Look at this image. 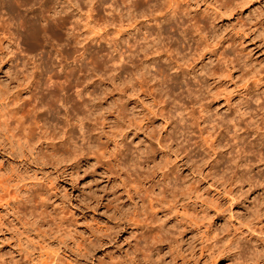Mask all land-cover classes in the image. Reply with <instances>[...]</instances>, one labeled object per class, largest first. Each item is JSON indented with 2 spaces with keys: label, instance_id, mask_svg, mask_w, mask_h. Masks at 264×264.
I'll use <instances>...</instances> for the list:
<instances>
[{
  "label": "rangeland",
  "instance_id": "rangeland-1",
  "mask_svg": "<svg viewBox=\"0 0 264 264\" xmlns=\"http://www.w3.org/2000/svg\"><path fill=\"white\" fill-rule=\"evenodd\" d=\"M178 1L184 21L201 33L189 31L194 40L189 48L182 40L171 45L172 53L184 59L166 67L167 75H177L176 83L164 87L167 95L152 80L139 90L135 76L96 75L91 36L68 45L64 30L60 36L47 31L52 41L38 42L30 10L42 0L24 4L11 18L30 26L21 46L7 43L0 29V264H264V160L261 164L249 150L238 165L235 152L228 153L232 128L244 129L236 116L264 108V0ZM78 3L71 18L83 24L90 4ZM64 4L50 1L43 16L56 15ZM3 9L0 23L9 21ZM148 24L154 27L153 21ZM20 52L34 66L50 59L44 80L53 84L72 82L80 62H86L79 79L86 92L72 97L81 128L58 107L50 116L45 109L54 103L39 108L38 116L29 104L16 113L27 116L34 132L44 130L53 138L57 153L71 151L60 137L71 130L81 144L70 161L52 158L49 142L18 155L2 141L7 108L29 94L19 89L14 98L3 99L17 82ZM55 56L65 72H58ZM254 137L247 130L242 141ZM15 172L21 179L8 183ZM231 196L236 197L232 202ZM204 213L209 219L202 225L196 220ZM229 247L237 252L219 254Z\"/></svg>",
  "mask_w": 264,
  "mask_h": 264
},
{
  "label": "bare ground",
  "instance_id": "bare-ground-1",
  "mask_svg": "<svg viewBox=\"0 0 264 264\" xmlns=\"http://www.w3.org/2000/svg\"><path fill=\"white\" fill-rule=\"evenodd\" d=\"M30 1L34 0H0V7L4 8L6 13L9 12L8 20L10 22L7 20V22H5V20L2 19L4 22L0 23V29H4L5 34L7 35V43L10 42V44H15L16 48L18 45L21 46V44L24 43L25 37L29 34L27 33V30L30 26L36 27V29H33L38 42L52 41V39L47 36V31L59 33L58 35L60 36L61 30H64V35H67L65 40L67 41L68 45H70V41H73L76 44H82L86 38L91 36L90 39H96L94 42L97 51L96 55L98 54L96 75L98 74L100 77H103L107 74L112 78L118 79H120L122 75H125L124 78L128 77L127 80H130L131 77L135 76V80H133L138 84L139 88L137 87V89L139 90H142V85L144 82H151V80L157 82L158 84H162V88L160 86L162 91H164V87L167 89L170 87V85H173L172 83H176L175 81H177V75L174 76L172 74L169 76L166 74L168 73L166 72V67L170 66L171 63L177 64L179 61L176 63V60L181 56L180 54V56L177 58V55L172 53L171 45L174 44L175 46V43L178 44V42L182 40L185 42L183 45L189 48V41L191 40L193 42L194 40L192 39L193 36L190 38L191 36L189 37L188 34L191 35L193 34L191 32H196L200 29V26H198L199 29L195 28L196 25L190 23V20H187L189 23L184 21L185 19L183 16H185V13H183V11L180 9L178 0H86L90 4V7L88 8L89 11L86 13V16L89 20L83 24H80L77 19L73 20L71 18L74 16L73 11H76L78 8V2H81L82 0H62V3L65 2V4L59 6L61 7L59 11L55 10L56 12L54 13L57 14L54 16H43L44 11L47 10H44L46 8L45 6L52 0H42L39 5L40 7L31 8L30 10L33 14L35 12L32 21L29 22L30 24L28 23L30 26L25 22L23 23H25L28 27L25 24H22L20 21H18V23L11 21L13 18L18 17L15 15H17L22 9L21 7L24 4L27 5L30 3ZM243 4L244 2H242V5ZM237 6L238 5L234 4L233 7L230 6L224 8L223 13L224 11L231 12ZM214 9L219 10L220 8L219 6L215 5ZM75 15L78 17L80 14ZM93 15L95 16L94 19ZM92 21H95V24L93 23L95 27L91 24ZM149 21L154 22V27L148 24ZM192 26H194L195 30H191ZM197 33L198 31L196 34ZM59 40H61V38ZM31 45L32 44L30 43V46ZM5 47L8 48L10 45H5ZM10 50H7V53L12 52ZM88 50L89 49L87 48L86 51ZM48 53L50 54V51ZM163 56L165 59H161ZM17 58L19 60L17 67V82L14 85L13 90L10 88L6 89V91L3 93V99H9L12 96L14 98V94L18 92L19 89L22 91H28L29 94L26 97L15 98L14 107L7 108L4 121L2 122L3 143L7 144L12 152L14 151V153L18 155H24L25 151L31 152L35 150L37 144L42 146L43 143H46L47 145L49 142V153L52 158L57 159V161H70L74 158L73 152L76 150L74 148L77 147V149H79L81 144H78L77 140L73 137L71 130H63L60 132V137L62 138L61 142L68 144L69 147L72 148L71 151H66V153H57L58 151H54L53 148L55 143L50 142L53 140V138H50V136L45 134L44 130L34 132L31 125L27 124V116H24L23 113L16 116V113L20 112V110H22L25 105L29 104L30 107L28 109L33 111H31L33 115L38 116V114H40L38 111L39 108L42 106L44 107L48 103H54L55 105L51 110L48 107L45 109L46 112L50 111V116L58 113L56 110V107H58L63 111L64 117L68 116V114H72L73 121L78 122L79 128H81V119L77 117L76 113H73L74 102L72 101V97L76 99L80 98L83 93L86 92L85 87H82L83 85L81 88L79 87L82 84L81 83L79 85L80 73L82 74V71L86 69V62H80L76 68L78 74H74L73 80L71 79L74 85H71V81H68L66 84L63 82L53 84L52 82L50 83L48 81L49 79L44 80V76L48 77V74L52 69V66H48L50 59L44 63V66H34L28 61L29 58L25 52H20ZM58 58L55 56V59ZM181 59L184 58L181 56ZM61 60L62 59L58 60V66L61 67L60 71L58 70V72H65L66 67L63 64L61 65ZM149 62L155 66L153 70L148 69V66H152V64L148 65ZM29 63L32 64L31 67L28 66ZM183 83L185 84V81ZM127 84L129 85V83ZM71 86L74 87V94L71 92L69 93ZM131 86H133V84ZM144 86L146 87L145 84ZM73 89L70 90L73 92ZM164 94H166V91H164ZM8 104L9 103L4 100V106H8ZM260 108L262 107L260 106ZM261 111L262 112H250L249 114H247L248 112H242L240 115L236 116L237 119L239 118L243 122L244 129L242 132H238L242 128L241 126L237 127L236 129L232 128V149L230 148L231 150H229L228 153L231 154L235 152V154L233 153L234 155H231L233 159H237L238 165L241 163L239 158L244 156L245 152L249 150L255 151L252 154L256 155L258 162L264 160V108ZM236 126L238 125L233 123V127ZM247 130L253 132L255 137L252 140L242 141L244 133H246ZM244 138L247 139V137ZM260 163L262 164V162ZM196 174V180H198L200 175L199 169H197ZM14 175H10L11 179H7L8 183L11 184V182H16L21 179V173L15 172ZM14 187H17V185L14 184ZM3 189L4 187L2 183H0V190L3 191ZM192 193H194V197H197V190H192ZM184 195L185 192H182L181 196ZM235 198V196H231V202ZM182 200L183 198L180 197V201ZM208 219L209 217L204 213L198 216L196 221H199L203 225L205 221H208ZM236 252H232V249L229 247L223 248L219 254H221L223 257H229Z\"/></svg>",
  "mask_w": 264,
  "mask_h": 264
}]
</instances>
